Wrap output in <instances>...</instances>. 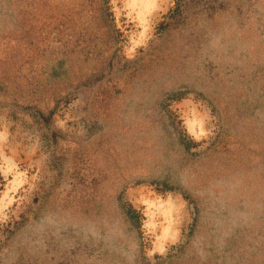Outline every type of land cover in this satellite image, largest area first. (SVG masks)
<instances>
[{
	"label": "water",
	"instance_id": "water-1",
	"mask_svg": "<svg viewBox=\"0 0 264 264\" xmlns=\"http://www.w3.org/2000/svg\"><path fill=\"white\" fill-rule=\"evenodd\" d=\"M105 0H0V106L49 121L88 90L98 131L51 133L60 177L0 249V264H140L139 232L120 200L141 181L171 179L197 208L187 245L160 264H264V0H184L181 19L130 65ZM205 97L220 120L190 156L163 109Z\"/></svg>",
	"mask_w": 264,
	"mask_h": 264
},
{
	"label": "rangeland",
	"instance_id": "rangeland-1",
	"mask_svg": "<svg viewBox=\"0 0 264 264\" xmlns=\"http://www.w3.org/2000/svg\"><path fill=\"white\" fill-rule=\"evenodd\" d=\"M184 0H105L118 37L113 66L122 69L145 54L179 23ZM88 90L59 102L49 121L18 107L0 106V249L39 208L60 177L51 154V133L87 140L98 131L86 110ZM180 144L190 156L206 152L220 135L219 115L194 92L170 95L162 104ZM120 200L138 229L140 264H160L187 245L197 208L171 179L128 185Z\"/></svg>",
	"mask_w": 264,
	"mask_h": 264
}]
</instances>
